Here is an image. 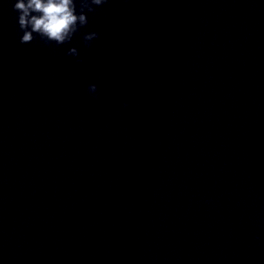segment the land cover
Here are the masks:
<instances>
[{
    "label": "clouds",
    "instance_id": "9594fccd",
    "mask_svg": "<svg viewBox=\"0 0 264 264\" xmlns=\"http://www.w3.org/2000/svg\"><path fill=\"white\" fill-rule=\"evenodd\" d=\"M108 0H15L13 11L17 13V23L22 36L21 44H29L37 37L45 45L57 46L70 43L82 28L89 23L88 13H94L97 7ZM77 3L79 8H77ZM98 38L95 31L83 35L85 46ZM66 55L79 57L76 47H70ZM90 94L97 93V86H88Z\"/></svg>",
    "mask_w": 264,
    "mask_h": 264
}]
</instances>
